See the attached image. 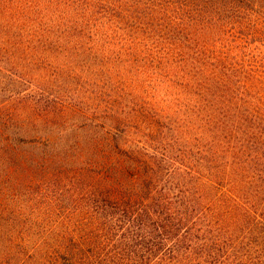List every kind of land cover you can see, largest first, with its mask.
Instances as JSON below:
<instances>
[{
  "label": "trees",
  "instance_id": "obj_1",
  "mask_svg": "<svg viewBox=\"0 0 264 264\" xmlns=\"http://www.w3.org/2000/svg\"><path fill=\"white\" fill-rule=\"evenodd\" d=\"M0 264H264V0H0Z\"/></svg>",
  "mask_w": 264,
  "mask_h": 264
}]
</instances>
